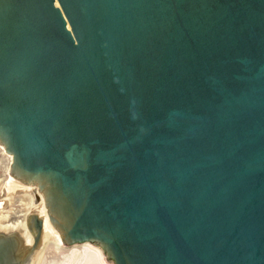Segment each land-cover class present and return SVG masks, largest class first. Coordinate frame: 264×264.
Listing matches in <instances>:
<instances>
[{
	"label": "water",
	"instance_id": "1",
	"mask_svg": "<svg viewBox=\"0 0 264 264\" xmlns=\"http://www.w3.org/2000/svg\"><path fill=\"white\" fill-rule=\"evenodd\" d=\"M45 232L264 264V0H0V264Z\"/></svg>",
	"mask_w": 264,
	"mask_h": 264
},
{
	"label": "rangeland",
	"instance_id": "2",
	"mask_svg": "<svg viewBox=\"0 0 264 264\" xmlns=\"http://www.w3.org/2000/svg\"><path fill=\"white\" fill-rule=\"evenodd\" d=\"M69 246L60 244L52 232L45 234L43 247L34 264H101L96 248L90 244Z\"/></svg>",
	"mask_w": 264,
	"mask_h": 264
},
{
	"label": "bare ground",
	"instance_id": "3",
	"mask_svg": "<svg viewBox=\"0 0 264 264\" xmlns=\"http://www.w3.org/2000/svg\"><path fill=\"white\" fill-rule=\"evenodd\" d=\"M47 233H49V232H45L44 234H43V237H42V242L44 243V239H45V234H47ZM56 236V235H55ZM84 244H86V245H89L88 243H83V244H74V245H70L69 247H71V246H76V245H84ZM43 247V246H42ZM95 252H96V255H97V257H98V260H99V262L101 263V264H103V261H102V258H101V255H100V252H99V250L98 249H95ZM40 253V252H39ZM38 253V254H39ZM34 262H35V260H34ZM34 264V263H33Z\"/></svg>",
	"mask_w": 264,
	"mask_h": 264
}]
</instances>
